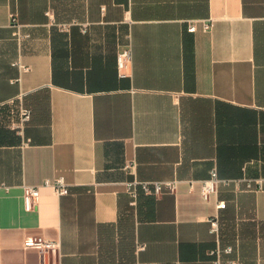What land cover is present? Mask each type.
I'll return each mask as SVG.
<instances>
[{
    "label": "crops",
    "instance_id": "1",
    "mask_svg": "<svg viewBox=\"0 0 264 264\" xmlns=\"http://www.w3.org/2000/svg\"><path fill=\"white\" fill-rule=\"evenodd\" d=\"M217 243L264 264V0H0V264H208Z\"/></svg>",
    "mask_w": 264,
    "mask_h": 264
},
{
    "label": "built area",
    "instance_id": "2",
    "mask_svg": "<svg viewBox=\"0 0 264 264\" xmlns=\"http://www.w3.org/2000/svg\"><path fill=\"white\" fill-rule=\"evenodd\" d=\"M10 23L14 27H18L19 24L15 18V14L11 13ZM212 26V20H201V29L203 31H208ZM197 28L195 21H191L187 29L189 31H195ZM130 58V50L125 49L118 53L117 55V66L119 69L123 68L126 65L127 60ZM14 64L19 65L20 68L24 69L20 63L15 62ZM30 118V110L23 107L20 109L19 121L12 124V127L16 129L18 133L22 132L23 124ZM220 181L216 169L210 170L209 178L202 182L200 189L201 196L208 200L211 195L216 194L217 184ZM256 187L255 189L262 188V180H255ZM51 187L53 192L57 195H65L68 193V184L65 182L62 176L56 177L54 179H46L43 183ZM126 188L128 192L132 195L133 198H136L137 191L140 189L145 194H154L157 195L164 190L172 191L175 188V181H130L126 183ZM247 188H252L251 180H247ZM40 191L38 186H23L22 199L23 204L26 210H31L37 207L39 200ZM218 208L224 207V201L218 200L216 203ZM210 223V232L219 235V222L217 217H212L209 219ZM23 247L27 249H37L44 254H50L56 256L60 248V242L55 240H49L42 236H27L23 240ZM232 245H220L216 244L215 247L210 249L209 254L211 259L208 264H222V258L224 254H229L232 252ZM230 264L234 262L232 260L228 261Z\"/></svg>",
    "mask_w": 264,
    "mask_h": 264
}]
</instances>
